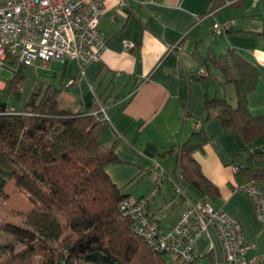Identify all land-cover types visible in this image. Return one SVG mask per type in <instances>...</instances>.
<instances>
[{
  "label": "crops",
  "instance_id": "crops-1",
  "mask_svg": "<svg viewBox=\"0 0 264 264\" xmlns=\"http://www.w3.org/2000/svg\"><path fill=\"white\" fill-rule=\"evenodd\" d=\"M212 2L130 0L126 8H121L119 0H107L99 24L107 39L102 58L84 69L75 61L63 62L65 79L59 87L62 91L58 104L83 109L93 100L106 106H114V99L121 103L118 109L108 110L112 127L103 140L106 146L117 141L116 153L123 162L110 166L108 173L129 199L157 190L145 210L161 230L169 229L191 202L206 198L182 176L176 157L163 156L194 130L204 128L210 141L193 156L204 176L219 188L216 204L241 223L247 242L256 243L245 257H259L264 253L258 250L264 230L251 199L236 189L231 160L237 154L264 153V134L248 145L218 117L219 107L208 106L206 100L218 96L235 102L232 81L241 76L229 60L235 53L258 72L257 87L248 95V106L254 113L264 112V0H241L219 16L220 24L232 26L224 36H212L208 28L198 24L199 16L209 10ZM185 33L189 36L175 48L173 42ZM127 41H141L140 47L127 49ZM196 51L201 58H215L204 81L193 72L198 69ZM225 59L229 61L224 69L219 64ZM53 75L57 77L56 72ZM5 85L0 80V89ZM157 163L165 170L160 183ZM140 177L133 188L139 194L134 195L129 184ZM254 184L264 193V181ZM210 252L212 256L207 257ZM194 254L201 258L199 264L222 260L221 241L213 229L198 242Z\"/></svg>",
  "mask_w": 264,
  "mask_h": 264
},
{
  "label": "trees",
  "instance_id": "trees-1",
  "mask_svg": "<svg viewBox=\"0 0 264 264\" xmlns=\"http://www.w3.org/2000/svg\"><path fill=\"white\" fill-rule=\"evenodd\" d=\"M240 2L213 0L209 10L199 16L198 24L208 28L211 34L226 35L232 26L220 24L218 17ZM215 25L220 27L219 33ZM188 36L185 33L172 45L178 48ZM140 43L135 42L131 49H138ZM194 55L198 59V69L193 72L204 81L210 75V64L215 58H201L197 51ZM229 60L241 75L232 81L235 102L228 97L215 96L208 98L206 103L219 107L218 117L252 145L264 134V112L254 113L248 106V95L257 87L258 72L235 53ZM229 60L225 59L219 65L225 69ZM16 65L17 69H14ZM23 67L16 60L5 68L0 67V76L2 69L14 71L3 90L23 101L19 109L0 104V197L6 198L5 186L16 180L18 186L30 192V201L40 209L42 219L53 213L61 220L52 224L59 228L55 235L1 222L0 229L13 234L24 245L20 253L22 260L31 264L35 258L43 256L47 264H199L201 258L195 254L190 262L180 263L176 255L154 249L134 231L135 221L125 214L123 203L129 198L120 192L108 173L110 166L123 161L116 153L117 141L106 146L103 140L112 127L108 110L110 107L118 109L121 103L114 99L111 102H116L114 106H106L93 100L83 109L61 107L58 94L62 89L52 85L45 89L41 82L24 98L19 82ZM209 141L204 128H200L182 143L171 146L163 156L176 157L182 176L205 194L202 201L222 209L216 204L220 198L219 188L204 176L193 156ZM231 165L237 187L264 181L263 152L237 154ZM142 178L129 184V188H136ZM158 182H161L159 177ZM49 240L57 241L58 245H50ZM166 254L171 259H167ZM262 257L264 264V253Z\"/></svg>",
  "mask_w": 264,
  "mask_h": 264
},
{
  "label": "built area",
  "instance_id": "built-area-1",
  "mask_svg": "<svg viewBox=\"0 0 264 264\" xmlns=\"http://www.w3.org/2000/svg\"><path fill=\"white\" fill-rule=\"evenodd\" d=\"M107 0H0V67L12 60L22 65L37 62L75 61L82 69L99 61L107 47L99 29ZM130 0H119L126 8ZM216 31L220 27L215 25ZM127 49L134 43L125 42ZM108 118L104 108L101 109ZM159 181L165 177L158 163ZM252 199L256 215L264 229V193L254 184L236 188ZM180 193L181 190H178ZM157 194L154 189L140 200L126 199L125 214L135 221L134 231L154 249L166 251L190 262L198 242L213 229L220 238L223 258L215 264H263V257L247 258L256 248L247 242L241 223L223 209L203 201L192 202L180 218L166 230L150 219L146 206Z\"/></svg>",
  "mask_w": 264,
  "mask_h": 264
},
{
  "label": "rangeland",
  "instance_id": "rangeland-1",
  "mask_svg": "<svg viewBox=\"0 0 264 264\" xmlns=\"http://www.w3.org/2000/svg\"><path fill=\"white\" fill-rule=\"evenodd\" d=\"M51 62H49L51 64L50 66H45L42 62H38L35 65H24L22 68L23 73L19 79L24 98L30 95L32 89L38 82H41L45 89L49 86V83L54 84L58 88L62 86V82L65 79L63 77V62ZM14 69H17V65ZM13 72V70L2 69L0 80L2 82L11 80L14 74ZM54 72H56L57 77H54ZM1 103H6L11 109H19L23 105L22 100L16 99L12 94L5 92L3 89H0ZM131 191L134 195L139 194L138 190L131 189ZM4 192L6 198L0 197V224L2 221L11 222L32 231L43 230L48 234L54 233V235L58 233L59 228L54 227L52 224L55 221L61 220V218L50 213L45 219H42L39 213L40 209L30 201V192L24 187L18 186L16 180L9 181L5 186ZM48 243L54 247L58 245V242L54 240H49ZM23 249L24 245L19 239L13 234L0 229V264H30L29 262L23 261V257L20 256ZM258 250L264 251V237L259 244ZM165 257L171 259V256L168 254ZM31 264L47 263L43 259V256H38Z\"/></svg>",
  "mask_w": 264,
  "mask_h": 264
}]
</instances>
